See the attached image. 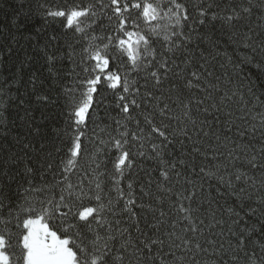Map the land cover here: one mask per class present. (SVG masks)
<instances>
[{
	"label": "snow or ice",
	"instance_id": "6c2138e0",
	"mask_svg": "<svg viewBox=\"0 0 264 264\" xmlns=\"http://www.w3.org/2000/svg\"><path fill=\"white\" fill-rule=\"evenodd\" d=\"M16 3L8 50L56 77L59 42L72 84L59 144L0 157V264H264V0Z\"/></svg>",
	"mask_w": 264,
	"mask_h": 264
},
{
	"label": "trees",
	"instance_id": "16d2710c",
	"mask_svg": "<svg viewBox=\"0 0 264 264\" xmlns=\"http://www.w3.org/2000/svg\"><path fill=\"white\" fill-rule=\"evenodd\" d=\"M37 2L38 0H31L33 5ZM17 7L16 0H0V27L9 23ZM33 23H35V19ZM217 29H219L218 24ZM216 34L220 35L218 31ZM16 36L19 43L12 46V50L9 51L7 32L0 34V88L4 89L5 99L8 102L9 125L6 130L7 139L0 135V157L12 151L20 152V145L16 144L15 141L23 137L25 140L33 141L37 152L32 153V155L39 158L41 143L45 145L43 149L45 154L52 151L54 146L59 144L56 130L63 127L64 99L63 96L58 94L61 92L63 85L72 84V79L65 75L71 65L66 57L67 49L56 42L55 47L50 46L49 48V51L58 57L56 64L58 75L52 77L48 72L45 56L40 51V48L45 45L47 37L39 36L37 38L34 30L32 32L21 30L20 33H16ZM28 36H31L32 39L26 40L25 37ZM20 45H23V47H20ZM60 57H63V59H59ZM76 61H79V56L76 57ZM33 80H35L34 85ZM35 94H48L57 102L47 105L38 104L35 102ZM21 101H23V104H21ZM112 115H115L114 111ZM107 122L106 119L105 123ZM28 123L32 124L33 129H40L39 136L32 137L29 135ZM89 148H91V145H89ZM58 162V154H54V163ZM81 164L83 165L81 172H77L71 177L73 183L83 178V171L87 169V158L81 161ZM32 166L36 167L39 173L38 166L36 164ZM35 179L39 182V174ZM46 179L51 181L53 179L52 173H48ZM11 191L15 194L16 184H13Z\"/></svg>",
	"mask_w": 264,
	"mask_h": 264
}]
</instances>
